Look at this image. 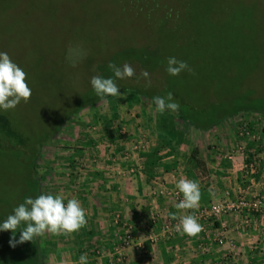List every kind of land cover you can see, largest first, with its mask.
<instances>
[{
	"label": "rangeland",
	"instance_id": "1",
	"mask_svg": "<svg viewBox=\"0 0 264 264\" xmlns=\"http://www.w3.org/2000/svg\"><path fill=\"white\" fill-rule=\"evenodd\" d=\"M125 81L177 104L181 99L192 100L204 108L215 102L216 112L264 107V0H0V114L28 139L24 154L20 152L18 161L12 162L17 156L11 150L13 143L0 137V264H30L29 257L20 259L19 239L8 236L15 225L10 209L18 204L15 179L20 165L16 162H27L33 143L53 132L37 146L35 161L40 184L38 219L40 206H53L54 211L47 220H38L36 230L41 239L47 234V242L39 237L45 264H124L127 247L138 254L144 250L135 232L151 234L146 223L125 225L119 216L109 219L110 227L101 221L97 227L83 226L82 232L72 231L67 222L66 232L80 233L79 249L89 258H50V244L61 238L55 235L59 225H54L61 220L53 217L58 206L69 205L71 193L70 180L53 176L64 168L72 169V151L79 145L89 143L95 157L108 156L114 161L119 155L115 145L119 147L121 142L126 147L120 153L126 154L130 144L141 139L154 147L174 140L181 161V151L207 161L225 155L231 140L245 150L248 141H260L262 113L239 112L204 131L189 125L184 128L153 102L131 92H117ZM107 90L116 93L64 117L81 98ZM126 104L134 119L152 127L142 130L141 123H136L138 130L128 132L117 113L100 119L101 113L110 108L123 111ZM149 129L156 134L151 135L154 131ZM161 146L154 150L162 152ZM142 154H129L122 162H131L126 168L137 172ZM185 166L184 161L176 164V171H187ZM194 168L204 173L201 162ZM62 187L67 196L60 198ZM163 195L182 204L172 193ZM94 236L96 241L91 242L88 238Z\"/></svg>",
	"mask_w": 264,
	"mask_h": 264
},
{
	"label": "crops",
	"instance_id": "2",
	"mask_svg": "<svg viewBox=\"0 0 264 264\" xmlns=\"http://www.w3.org/2000/svg\"><path fill=\"white\" fill-rule=\"evenodd\" d=\"M122 109L123 111L119 108H110L108 112L99 115L100 119L107 120L114 115L113 113H117L128 132L138 130L135 127L136 123H141L138 127L142 130H148V126L152 127V124L147 121L146 124H142L145 121L141 122L142 119H139V122L134 119L135 116H132L128 105ZM153 131L149 129L150 133ZM155 134L154 131L151 135ZM158 143L155 147L153 143L148 144L149 149L139 156L141 169L131 176L127 172L125 175L118 174V170H125L126 165H132L131 162H122L119 155L114 161L108 156L105 158L96 156V158L89 143L81 144L76 147L78 149L72 151L73 156H76L75 158L72 156L70 160L72 169L67 171L64 168L62 173L53 176L70 180L71 193L68 194L67 204L69 205L58 206L59 209L56 208L55 211L57 215L53 217L61 220L54 222V225H59L57 227L59 233L55 235L61 238L55 240L54 245L50 244L48 253L53 252L50 258L58 260L89 258V254L79 249L80 233L74 235L71 232V235L69 231L66 232L67 222L71 223L69 228H72V231L77 229V232H82L83 226L97 227L101 225V221L107 222V227H110L109 219L119 216V220H124L125 225H130L134 223L133 221L135 223L137 221V224L142 226L146 223L151 227L150 235L153 237L135 232L137 242L144 245V250L138 254L127 247L123 251L124 264H264V222L249 218L245 224L246 216L237 212L221 215L212 223L192 215L195 209L203 208L215 199L220 201L221 198H225L224 195L248 197L255 191L264 196L263 171L257 169L256 173L245 174L242 166L249 156L243 152H234L236 145L231 140L230 149L225 152V155L213 159L208 157L207 161L200 159L197 162L189 156V153L181 151L187 170L181 173L176 171V164H183V161L180 160V151L176 150L175 141H167V144L162 146L161 142ZM257 144L258 149L264 152V128ZM124 145V142H121L119 147L115 145L117 151L114 150V152L120 154V150L126 147ZM254 145L255 142L248 141L246 150L248 148L249 152H252ZM159 146L162 152L154 150ZM80 147H88V149L81 150ZM86 150L88 155H85ZM81 151H83L82 154ZM229 153L231 156L228 158ZM200 162L201 168L204 169L202 174L197 172L196 167L194 168L195 164ZM257 162H259L258 165H264L262 158L257 159ZM65 175H69L70 179L65 178ZM68 186L69 184L66 188ZM66 188L62 187L59 190L60 198L67 196L64 194ZM172 191H177L183 198L182 204L163 195L166 193L170 196ZM52 207L40 206L39 215L41 216L38 220L45 221L50 215L52 216L54 212ZM50 222L53 221L50 220ZM183 222H186L188 227L178 233L158 228L163 227L162 223L171 227ZM218 231H222L225 236L222 244L215 242ZM50 233L52 235V232ZM45 235V239L37 235L40 253L42 249L39 242L42 240L47 242ZM88 239H91V242L96 241L95 236ZM43 264H45L44 260Z\"/></svg>",
	"mask_w": 264,
	"mask_h": 264
},
{
	"label": "trees",
	"instance_id": "3",
	"mask_svg": "<svg viewBox=\"0 0 264 264\" xmlns=\"http://www.w3.org/2000/svg\"><path fill=\"white\" fill-rule=\"evenodd\" d=\"M129 83V84H128ZM134 82H127L117 92L122 93H134L138 98L146 101L153 102L161 112L171 116L170 119H176L180 121L182 127L191 126L198 130H207L212 126L218 124L221 120L231 117L239 112H257L264 114V107H238L236 109L224 110L223 112H216L217 103L213 102L205 105L204 108H199V102L188 101L181 99L180 103H174L170 98H164L160 94H151L145 91H141ZM115 94V91L107 90L104 94H100L93 97L81 98L76 104L75 108L69 111L64 117L74 115L78 110L84 106L93 107L106 95ZM177 127V125H176ZM54 133V132H53ZM52 133V134H53ZM51 134V135H52ZM50 135V136H51ZM47 136L37 143H33L32 148L29 150L30 156L27 162H16L20 165V171L15 179L18 186L15 199L17 200V206H12L10 209L15 225L10 227L9 237L17 238L21 242V251L19 256L21 260L30 258V264H43L42 255L38 248V238L36 230L38 228V213L37 207L40 201V184L36 177V158L38 154L37 146ZM0 137L6 139L8 142L13 143L12 152L17 153V156L11 158L12 162L18 161L19 153L24 154V148L27 146V140L20 133L16 132L9 124L7 118L0 114ZM18 150V151H17ZM189 156L196 160L193 152H189ZM18 157V159L16 158Z\"/></svg>",
	"mask_w": 264,
	"mask_h": 264
},
{
	"label": "built area",
	"instance_id": "4",
	"mask_svg": "<svg viewBox=\"0 0 264 264\" xmlns=\"http://www.w3.org/2000/svg\"><path fill=\"white\" fill-rule=\"evenodd\" d=\"M251 132V131H249ZM123 129H121L120 134H123ZM245 134H248L246 132ZM251 138H254L252 134H249ZM149 142L145 139H141L136 141L135 143H131L129 146L128 152L125 154L121 152L119 154V157L122 158V161H126L129 157V154H138L143 153L148 147ZM258 144L255 141V145L252 147V152H249V150H244V146H237L233 150L234 152L245 154L249 157L246 158V160L243 163L242 169L245 172V174H252L256 173L257 169L261 172L263 171L264 174V165H258L259 162H257V159H264V152H262L260 149H258ZM245 151V152H244ZM248 153H247V152ZM128 154V155H127ZM254 154V155H253ZM256 154V155H255ZM231 156V153L227 154V157L229 158ZM113 160V158H111ZM136 162V161H135ZM258 166H260L258 168ZM136 167L139 169L141 166H139V162L136 163ZM126 168V167H125ZM128 169V170H127ZM133 171H136L134 168L127 167L125 170H118L119 175H125V172L131 173ZM172 195L174 198H178L179 202H182L183 198L179 196V193L177 191H172ZM237 212L244 214L246 216L244 218V223L246 224L249 221V218L256 219L260 222H264V196H261L257 192L253 191L248 197L244 195H237L236 197H228L226 196L224 199L218 202H213L210 204L205 205L203 208H197L193 211V217L205 219L209 222L216 221L221 215ZM165 229H174L175 231L178 229L187 228L188 224L186 222L180 223L179 225H171L170 226H163ZM125 243H127L129 240V235H125ZM225 240L224 233L222 231H218L216 233L215 242L218 244H222Z\"/></svg>",
	"mask_w": 264,
	"mask_h": 264
}]
</instances>
